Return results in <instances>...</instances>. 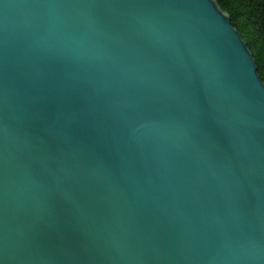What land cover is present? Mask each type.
I'll return each mask as SVG.
<instances>
[{
    "label": "water",
    "instance_id": "obj_1",
    "mask_svg": "<svg viewBox=\"0 0 264 264\" xmlns=\"http://www.w3.org/2000/svg\"><path fill=\"white\" fill-rule=\"evenodd\" d=\"M0 264H264V84L213 0H0Z\"/></svg>",
    "mask_w": 264,
    "mask_h": 264
},
{
    "label": "trees",
    "instance_id": "obj_2",
    "mask_svg": "<svg viewBox=\"0 0 264 264\" xmlns=\"http://www.w3.org/2000/svg\"><path fill=\"white\" fill-rule=\"evenodd\" d=\"M250 51L257 74L264 84V0H213Z\"/></svg>",
    "mask_w": 264,
    "mask_h": 264
}]
</instances>
